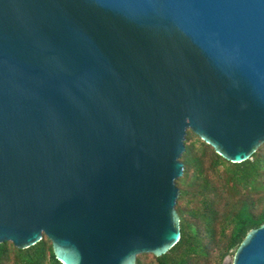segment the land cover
<instances>
[{"label":"water","instance_id":"95a60500","mask_svg":"<svg viewBox=\"0 0 264 264\" xmlns=\"http://www.w3.org/2000/svg\"><path fill=\"white\" fill-rule=\"evenodd\" d=\"M190 129L264 143V0H0V244L136 264L180 238ZM225 264H264V223Z\"/></svg>","mask_w":264,"mask_h":264},{"label":"trees","instance_id":"16d2710c","mask_svg":"<svg viewBox=\"0 0 264 264\" xmlns=\"http://www.w3.org/2000/svg\"><path fill=\"white\" fill-rule=\"evenodd\" d=\"M176 180L180 238L164 254L142 253L136 264H225L248 231L264 223V143L233 163L190 129ZM0 264H61L49 240L25 249L0 244Z\"/></svg>","mask_w":264,"mask_h":264},{"label":"rangeland","instance_id":"374dc122","mask_svg":"<svg viewBox=\"0 0 264 264\" xmlns=\"http://www.w3.org/2000/svg\"><path fill=\"white\" fill-rule=\"evenodd\" d=\"M228 256H230V255H228ZM227 257V256H226ZM230 257H232V256H230Z\"/></svg>","mask_w":264,"mask_h":264}]
</instances>
